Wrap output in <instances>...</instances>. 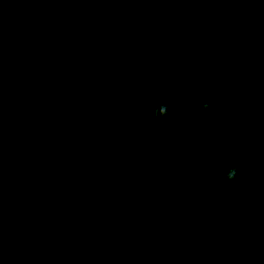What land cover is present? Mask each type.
<instances>
[{"label":"trees","instance_id":"16d2710c","mask_svg":"<svg viewBox=\"0 0 264 264\" xmlns=\"http://www.w3.org/2000/svg\"><path fill=\"white\" fill-rule=\"evenodd\" d=\"M0 264H264V0H0Z\"/></svg>","mask_w":264,"mask_h":264},{"label":"clouds","instance_id":"9594fccd","mask_svg":"<svg viewBox=\"0 0 264 264\" xmlns=\"http://www.w3.org/2000/svg\"><path fill=\"white\" fill-rule=\"evenodd\" d=\"M201 108L205 111H208L210 110L211 105L209 103H204L201 105ZM169 112L170 109L168 108V105L166 103L155 106L153 115L159 125L162 126L164 124V117H166L169 114ZM234 178H235V170H232V172L229 173L227 179L232 180Z\"/></svg>","mask_w":264,"mask_h":264}]
</instances>
